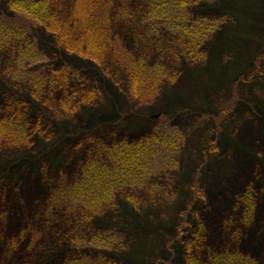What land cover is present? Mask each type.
<instances>
[{
  "label": "rangeland",
  "instance_id": "374dc122",
  "mask_svg": "<svg viewBox=\"0 0 264 264\" xmlns=\"http://www.w3.org/2000/svg\"><path fill=\"white\" fill-rule=\"evenodd\" d=\"M114 1L134 10V18L115 19L114 32L150 61L164 58L170 30L151 31L145 6H132L138 2ZM189 11L212 23L199 54L175 58L160 90L146 85L137 96L113 59L104 66L70 53L43 26L31 31L43 54L36 76L15 62L20 48L0 47V104L22 101L30 126L26 143L0 144V264H67L100 251L113 264H185L197 223L208 252L237 244L231 237L242 219L233 200L248 185L257 217L243 234L264 238V0H201ZM1 13L11 14L8 0ZM52 68H64L57 85ZM153 130L163 142L149 173L119 187L105 178L88 186L98 209L91 222L73 223L46 205L61 180L86 170L91 147L105 161L101 145ZM92 235L107 237V249L90 247Z\"/></svg>",
  "mask_w": 264,
  "mask_h": 264
},
{
  "label": "trees",
  "instance_id": "16d2710c",
  "mask_svg": "<svg viewBox=\"0 0 264 264\" xmlns=\"http://www.w3.org/2000/svg\"><path fill=\"white\" fill-rule=\"evenodd\" d=\"M65 1L63 4V0H8L11 14H0V47L20 48L15 62L26 63L23 68L28 65L31 71L34 68V76L36 64L43 58L42 52L36 50L32 43L31 31L36 30L37 26H43L51 32L60 47L70 53L89 58L97 64L106 63L108 58L113 59L118 68L126 71L131 95L134 96L141 93L146 85L151 87V92L159 91L163 82L173 76L169 66L171 67L175 58L199 54L213 31L211 19L202 16L194 18L189 11V8L196 6L201 0H134L138 2L132 3L134 9L135 6H145L146 25L151 31L159 34L162 27L165 31L170 30L171 36L165 42V57L152 62L145 52L139 50L140 53H137L126 45L122 36L114 32L115 19L120 15L121 18H134V10L118 6L114 0ZM118 2L124 5L123 0ZM50 73H53L55 85L65 74L64 68H52ZM33 82L38 84L39 81L34 79ZM36 85H33L31 94L36 100L42 99V86ZM21 104L22 101L12 99L0 104V144L19 145L28 141L30 126ZM162 142L155 130L144 137L115 140L101 145L106 155L105 161L104 156L101 160L96 157L97 148L91 147L92 158L88 166L84 165L86 170L82 168L79 176L73 180H61V185L57 188L55 186L49 193L46 205L54 211L64 214L69 212L73 223L91 222L98 209L94 206V196L91 198L93 200H89L91 191L88 186L92 188L93 184H102L104 178L107 183L113 181L118 187L129 179L138 178L139 181L151 171V166L158 159L156 154L161 150ZM109 170L112 173H107ZM109 189L115 188L112 186ZM233 201L238 203L241 210L242 224L239 223L238 229L233 230L235 235L231 237L234 240L236 238L238 246L228 244L208 252L206 228L204 224L197 223L186 238L185 264H264V260L256 254L262 250L263 244L260 247L258 244L264 238L255 239L258 233H254L252 237L249 231L243 234L257 217V200L250 185L244 187ZM222 213L224 211L221 208L218 214ZM186 228L189 230V227ZM85 241L96 250L108 247L107 237L92 235ZM102 252L74 257L67 264H113Z\"/></svg>",
  "mask_w": 264,
  "mask_h": 264
},
{
  "label": "water",
  "instance_id": "95a60500",
  "mask_svg": "<svg viewBox=\"0 0 264 264\" xmlns=\"http://www.w3.org/2000/svg\"><path fill=\"white\" fill-rule=\"evenodd\" d=\"M160 116V114H157L155 117H159Z\"/></svg>",
  "mask_w": 264,
  "mask_h": 264
}]
</instances>
